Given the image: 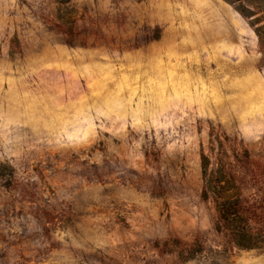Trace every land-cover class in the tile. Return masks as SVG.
<instances>
[{
    "label": "rangeland",
    "instance_id": "rangeland-1",
    "mask_svg": "<svg viewBox=\"0 0 264 264\" xmlns=\"http://www.w3.org/2000/svg\"><path fill=\"white\" fill-rule=\"evenodd\" d=\"M264 50L224 0H0V264H264Z\"/></svg>",
    "mask_w": 264,
    "mask_h": 264
},
{
    "label": "trees",
    "instance_id": "trees-1",
    "mask_svg": "<svg viewBox=\"0 0 264 264\" xmlns=\"http://www.w3.org/2000/svg\"><path fill=\"white\" fill-rule=\"evenodd\" d=\"M224 1L247 21L257 38L259 49L264 50V0ZM201 166L204 178L203 197L211 198L215 212L231 242L238 250H263L264 234L251 230L245 217L239 188L233 177L223 171L217 172L216 175L208 173V160L204 156Z\"/></svg>",
    "mask_w": 264,
    "mask_h": 264
}]
</instances>
